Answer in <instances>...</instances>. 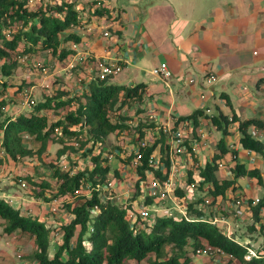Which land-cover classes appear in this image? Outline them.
<instances>
[{"label": "trees", "instance_id": "obj_1", "mask_svg": "<svg viewBox=\"0 0 264 264\" xmlns=\"http://www.w3.org/2000/svg\"><path fill=\"white\" fill-rule=\"evenodd\" d=\"M80 1L0 0V75L9 76L19 65L20 58L24 59L35 52L48 51L49 55L59 62L74 53L68 44H78L81 41L79 29L85 23L84 16L87 20L90 16L99 18L108 13L105 6H96L95 0L94 3L83 0L85 4L79 9ZM7 88L8 84L1 80L0 164L3 159L13 161L34 154L39 156L45 151L48 142L62 143L65 137L81 138L79 148L88 147L90 143L91 147L82 152L85 155L108 134L120 132L128 127L126 116L118 115L113 120L111 113H120L131 101L140 103L145 84H118L91 76L85 81L80 93L70 94L68 90H58L59 88L55 87L53 95L41 96L31 104L32 109L15 116L9 114L5 108L7 104L4 94ZM62 108L65 110L62 117L53 121H49L44 112ZM201 113L202 110L198 109L189 115L178 117L174 127L179 121L192 119L194 133ZM209 120L215 129L220 131L221 136L216 141L215 151L209 159L202 165L196 164L193 168L186 169V184H194L200 190H203L204 184L207 185L211 203L217 198H222L228 190L234 191L237 188L236 178L239 176L252 177L257 184L264 187L260 170L255 167L245 168L237 161L235 151L231 152V177H219L217 174L218 161L229 151L225 137L230 133V124L236 123L239 147L262 152L264 143L253 137L249 128L262 127L263 122L256 118L240 119L234 112L230 116L218 112L210 116ZM155 128L153 121L138 123V135L135 137L139 141L137 152H130L125 158V161L130 162L138 154L139 164L134 170L136 191L133 199L140 193L139 181L145 177L147 170L152 169L148 164L150 156H155L159 163L163 162L166 171L169 167L170 143L162 129ZM144 129L154 131L152 133L157 136L152 142L141 145ZM25 136L32 137L38 147L33 149L27 146L24 143ZM67 148L70 147L64 145L58 148L57 157L64 154ZM186 149L192 153L191 146L187 145ZM102 155V152L98 151L90 156L92 166L83 170L73 173L58 167L52 170V177L56 182L52 197L63 201L62 207L66 208L70 215L67 222L60 224L61 242L55 245L53 250L50 248L49 225L37 215L24 213L18 207L12 206L4 196H0V219L3 221L4 233L20 231L28 234L34 244L32 258L35 264H122L125 260L139 264L149 258L150 254H153L150 264H189L191 258L186 248L189 247L194 254L204 243L228 255L230 258L225 264H232L233 261L237 264H264V254L261 252L256 251L255 255L245 257L249 254L251 239L242 242L237 236L222 231L219 224L211 223L213 212L204 209L203 197L186 201L184 213L155 215L149 226H141V222H129V203L102 200L95 189H91L87 196L76 194L77 189L83 188L82 184L92 188L106 178L110 167ZM154 172L159 176L162 174L160 170ZM112 173L116 175L118 172L113 169ZM25 177L32 183L36 198L45 196L44 189L51 187L45 180L37 183L33 177ZM174 193L182 199L185 191L175 189ZM69 196L79 197V202L67 201ZM153 201L150 196L144 199L146 205ZM95 205L97 210L93 211ZM263 210L264 194L255 204H249L247 230H256L259 233L264 224L260 222ZM247 237L254 238L252 235Z\"/></svg>", "mask_w": 264, "mask_h": 264}, {"label": "crops", "instance_id": "obj_2", "mask_svg": "<svg viewBox=\"0 0 264 264\" xmlns=\"http://www.w3.org/2000/svg\"><path fill=\"white\" fill-rule=\"evenodd\" d=\"M85 1L94 3V0ZM142 1L132 0L133 8L127 12L121 7L120 0H98L108 13L99 18L90 16L87 20L84 16L85 23L79 29L81 41L76 51L88 50L97 57L116 58L122 67L130 64L140 68V60L145 56L157 60L154 67L165 62L170 76H158L159 82L144 83L139 103L141 111L135 116L144 122L148 114L153 113L152 120L159 128L172 126L178 117L202 110L197 127L206 130L207 136L198 143L192 159L174 156L178 174L184 176L187 168L202 165L212 156L221 133L211 125L209 118L218 112L227 116L234 112L240 119L261 120L262 127L251 126L249 131L255 130L254 137L264 143V0H207L206 4L204 0H167L166 6L156 7L148 1L151 4L149 9ZM93 24L95 28L90 33L88 27ZM104 29L109 31L106 37L100 34ZM68 46L72 47L71 43ZM69 61L74 63L73 67L68 66ZM60 63L64 64L61 68L69 75V81L65 82L68 87L61 86L62 89L70 94L80 93L85 81L93 76L92 64L75 62L72 55ZM71 72L84 81H81L80 90H76L77 83L74 84ZM10 114L15 116L17 112ZM236 127V123L230 124L226 143H234L237 161L245 168H258L264 181V150L249 152L239 147ZM221 160L225 165L217 174L230 178L229 166L233 161L229 153ZM236 183L234 191L228 190L208 207L202 205L211 210L213 216L226 218V227L232 235L247 219V214L237 218L232 215V198L259 196L256 194L258 189H263L264 193V187L252 177L239 176ZM203 187L202 194L194 190L186 192L184 203L199 197L211 200L207 185ZM7 193L13 195V187L8 190L0 187V196ZM25 203H22V210ZM24 213L35 215L29 210ZM201 261V264L210 263L206 258Z\"/></svg>", "mask_w": 264, "mask_h": 264}, {"label": "rangeland", "instance_id": "obj_3", "mask_svg": "<svg viewBox=\"0 0 264 264\" xmlns=\"http://www.w3.org/2000/svg\"><path fill=\"white\" fill-rule=\"evenodd\" d=\"M49 1L55 2L56 0ZM148 1L154 3L155 7L159 5L166 6V4H168L167 0H143L141 3L146 2L147 4L143 5L148 9L149 7H151V4L148 3ZM204 1L205 4L208 2L207 0ZM120 2L122 3L121 7L125 8L127 12L131 11V9L133 8L132 0H120ZM84 4L85 1L81 0L78 4V8L81 9V5ZM120 5L121 4H119V6ZM139 6H141V4ZM156 62L154 57L151 56V58H149L148 56H145L140 60V68H135L134 66L127 64L122 67L120 72L111 76L109 78V81L112 83H120L125 85H130V83L135 84L139 82H143L146 84H151L155 81L159 82L158 75L152 73V68L154 67ZM63 66L64 64L60 63L58 60H54L49 55L48 51H39L31 55L29 54L27 57H24V59L20 58L19 65L9 76L0 75V81L3 80L8 84L7 91L4 94L5 102L6 104H8V108L6 109L7 112H9V114L15 113V111L17 113H20V111L22 110H25L27 112L32 109L33 105H29L28 102H26L25 96L23 94L24 91L28 90L30 92V98H33L36 102L41 98V96L53 95L55 93V87H57V89L59 88L58 90H65L62 89L61 86H66L65 82L69 81V75L67 74V72H65V70L61 68ZM71 73V76H74L72 77L73 82H75L74 84L77 83L76 90H80L81 85L84 81L81 80V77L74 75L75 73ZM45 84H48V86H45ZM74 84L72 83L71 88L74 87ZM18 88L20 89L18 90ZM148 95L149 92H147V96ZM71 106H73V104H71ZM64 111V108L59 110H44V112L48 116L49 121H53L56 118L62 117ZM139 111H141L139 103L131 101L127 106L121 109L120 113L112 112L111 119L113 120L116 119L118 115L126 116L128 118L126 120L128 127L120 132L108 134L102 142L96 144L92 151L86 152L85 155H83L82 152L91 147L90 143L88 147L86 146L85 148H79V140H81V138L76 139L74 137H65L62 143L48 142L45 151L39 156L34 154L32 156L17 158L13 161H7L6 159H3V162L0 164V187L5 188V190L13 187V195H8V193L4 195L6 200L12 206H17L18 208H20V210L23 212H27L29 210V212L37 215L41 220H44L46 224L49 225V228H51L50 248L52 250L54 249L55 245L61 242L62 232L60 229V224L64 221L67 222L70 217L69 211H67L66 208L62 207L63 201L61 202L59 201V198L52 197L54 194V185L56 184L55 178L52 177V170L54 169V167H58L60 170L73 173L78 170H83L84 168H89L92 166L90 156L100 151L103 155L109 156L108 163L110 164L109 166L111 167V169H113L114 167H118V173L116 175L113 174V176L121 179L122 193H117V196L121 197L125 195V190L129 189L131 184H133L132 180L134 179L135 175L134 172L129 169H123L122 166H127V163L122 160H124V158L130 153V151L133 152L132 147L137 143V140L135 138L136 135H138L136 125L138 123H141V121H139L135 115ZM147 119L148 118H145L144 122H149ZM156 136V134L152 133V130L144 131V136L142 139L147 140L148 142H152L156 138ZM24 143L33 149L38 147V143H36L32 137L25 136ZM64 145L69 146L70 148H67L65 150V153L60 157H57V149ZM116 149L125 150V157H120L119 155L114 153V151H117ZM120 160L121 162L119 166L118 161ZM222 168H218L217 173ZM120 171H123L124 176L120 174ZM125 171H128V173H125ZM26 175L29 177H33L37 183L41 182V180H45L51 185L50 188L44 189L43 192L45 196H39L38 198L35 197L34 190L32 189L33 185L26 179ZM85 187V184H83V188L81 190L82 193L86 192L87 189ZM186 188L184 187V189H182L181 187H179L177 189L183 190L187 193H191L192 190H194L197 192V194H202V190L198 189L197 187L191 190L189 188ZM37 189L39 190V186ZM133 191H136V189L132 188L127 193L129 194L127 199L130 201L133 200ZM256 194H258L259 196L257 197L260 198V196L264 194L263 189H258L256 191ZM186 195L187 194H184L183 199L179 203H181L182 201L184 203V197ZM46 198L50 199L45 200ZM78 199L79 197L71 198V196H69L67 201L72 200L75 203L79 202ZM27 201L29 205L25 203ZM172 201L173 200L171 198H167L162 201L154 200L153 203L149 205V208L152 210L153 217L155 215L180 213L176 208L180 204L176 205L175 203L177 202ZM21 202L25 203V209L23 210ZM202 202L205 203L204 200ZM210 204L211 201L209 203H206V206L208 207V205ZM52 206L55 207L54 212L51 211ZM260 222L264 223V210ZM2 223L3 221L0 219V264H35V261L32 258V252L34 249L32 238L28 234L20 231H15L11 234L4 233ZM242 223L243 225L236 227V229L234 228V236H237L238 240L242 242L251 239L252 242L250 249L252 252H250L249 255L254 252L256 253V251L264 254V224L263 228L258 233L256 230H247V219ZM258 225L259 223L256 224L257 228ZM249 235H252L254 238H248L247 236ZM186 249L190 254V258L193 264H201L202 258H206L212 264H225L226 260L230 258L228 255L216 251L209 254L195 255V253H191L189 247H187ZM152 258L153 254H150L149 258L140 261L139 264H150V260ZM122 264H136V262L125 260V262H123ZM232 264L237 263L233 261Z\"/></svg>", "mask_w": 264, "mask_h": 264}, {"label": "built area", "instance_id": "obj_4", "mask_svg": "<svg viewBox=\"0 0 264 264\" xmlns=\"http://www.w3.org/2000/svg\"><path fill=\"white\" fill-rule=\"evenodd\" d=\"M95 28V24L90 25L88 27V31L92 33L93 29ZM100 34L103 37L108 36L109 31L106 29L100 30ZM77 44L72 43V47L76 48ZM74 61L79 62H90L93 66V76L98 79H109L111 76L117 74L122 69V63L120 60L116 58H107L104 56L97 57L92 52L85 50V51H76L74 56ZM69 67H73L74 63L72 61L68 62ZM152 73L155 75H158L161 78H168L170 76V71L167 68L165 62H160L158 66H155L152 68ZM44 85V84H43ZM45 86H48V84H45ZM26 102L28 104H32L34 100L30 98L29 94L30 92L24 91L23 92ZM153 113H149L148 117L149 119H152ZM56 129V128H55ZM162 131L165 133V136H167V141L170 143V154H169V167L166 171L165 165L163 162H158L157 158L155 156H150L148 158V164L152 166V169H149L145 172V177L139 181V190L140 193L132 200H128L129 194L128 191L132 188H135L134 182L136 180V176H134V179L132 180V183L129 189L125 190V195L118 197L117 193H122L121 187H122V181L120 178H117L113 176L111 167L108 175L106 178L99 183H96L94 187H89L86 185V192L82 193V187L77 189L75 192L76 194H85L86 196L90 194L91 189H95L99 192V196L102 200L107 199L110 201H114L117 203H123L127 204L129 203L131 208L128 209L127 218L130 223L138 224L139 222L142 223L141 226L147 225L149 226L153 219L152 210L149 208V205H146L144 203V199L146 196L152 197L153 200H165L167 198H171L172 202L180 204L176 208L179 210L180 213L185 212V204L183 201L179 203L182 199L178 198L177 195L174 193L175 189L181 187L182 189L187 187L186 189H194V184L187 185L185 182V177L183 178V175L180 176L178 174V167L175 164L174 156L181 155L182 157H185L186 159H192L193 158V152L198 147V143L205 139L207 136L206 130H203L201 127L196 129V133H192V121L191 120H182L179 121L176 127L173 126H162ZM250 134L252 136H255V130H251ZM185 141L187 143H185ZM201 141V142H202ZM146 141H140V144H145ZM191 146L192 153L187 151L186 147ZM134 152H137L138 144L133 145ZM132 147V148H133ZM228 147V153L231 157L232 151H237V146H235L234 143L227 144ZM247 151L250 152V150L247 149ZM125 150H117L114 151L117 155L120 157H125L124 154ZM235 156V155H233ZM107 160V164L109 160V156H104ZM127 163V166H122L123 169L131 170L134 172L136 165L139 164L138 160V154L133 157V159L130 162ZM118 165L120 166V161L118 162ZM218 168H222L225 165V162L222 160L218 161ZM116 168V167H115ZM118 169V167L116 168ZM155 170L161 171V176L155 174ZM124 171V170H123ZM123 171H120V174L124 176ZM125 173H128V171H125ZM182 179V180H181ZM83 185V184H82ZM186 185V186H185ZM124 193V192H123ZM134 193V191H133ZM126 197V198H125ZM127 199V200H126ZM60 201V200H59ZM205 204L210 201L209 197L205 198ZM258 201V197H245V196H234L231 200V206L232 208V215L237 217H242L249 211V204H255ZM97 210V206L95 205L93 207V211ZM51 211H55V207H51ZM226 218L224 217H212L211 222L212 223H222L223 225L226 223ZM226 225V224H225ZM225 228L228 231V226ZM220 252L219 249H216L206 243L203 244L202 247H199L196 249V254H209L211 252ZM249 252H252L249 250ZM252 255H255V252L252 253ZM250 256L247 255L246 258H249Z\"/></svg>", "mask_w": 264, "mask_h": 264}, {"label": "clouds", "instance_id": "obj_5", "mask_svg": "<svg viewBox=\"0 0 264 264\" xmlns=\"http://www.w3.org/2000/svg\"><path fill=\"white\" fill-rule=\"evenodd\" d=\"M95 5L96 6H100L101 4H99L98 3V0L96 1V3H95ZM105 6V5H104ZM105 15V14H104ZM71 45H72V43H71ZM78 45V44H77ZM70 47V46H69ZM70 48H72L73 50H74V53H72L71 55L74 57L75 56V53H76V48H73V47H70ZM77 51H80V50H77ZM109 80V79H108ZM33 99V98H32ZM34 100V99H33ZM31 105V104H30ZM230 118V117H229ZM149 122L150 121H153L152 119H149V117H148V119H147ZM184 120H191L192 121V119H184ZM210 122V121H209ZM193 124V123H192ZM212 125V124H211ZM173 127H174V124L172 125ZM193 127V126H192ZM197 127V126H196ZM157 128V127H156ZM160 129H161V127H159ZM158 129V128H157ZM156 129V130H157ZM144 131H149L148 129H144ZM153 133H154V131H152ZM192 133H193V131H192ZM195 133V132H194ZM193 133V134H194ZM137 136V135H136ZM254 137V136H253ZM143 141H146V142H148L147 140H144V139H142ZM142 140H140V141H142ZM139 141H137V143L136 144H139L138 143ZM228 148V147H227ZM133 149V151H134V147L132 148ZM119 150H121V149H119ZM251 151V150H250ZM131 152V151H130ZM129 155V154H128ZM127 155V156H128ZM103 156H105V155H103ZM126 156V157H127ZM125 157V158H126ZM125 158H124V160H122V161H124V162H127V161H125ZM106 159V158H105ZM119 162V161H118ZM120 162H121V160H120ZM106 163H107V160H106ZM117 168V167H116ZM115 167L113 168V169H116ZM117 170V169H116ZM118 171V170H117ZM134 175H135V172H134ZM136 176V175H135ZM135 192V191H134ZM186 193V192H185ZM134 194V193H133ZM204 200H205V198H204ZM211 201V200H210ZM209 203V202H208ZM202 205H206L205 203H203ZM20 209V208H19ZM213 217H215V216H213ZM217 217V216H216ZM212 223V222H211ZM214 224H219L220 225V229L222 230V231H224L226 234H229V235H231L232 234V232L231 231H229V229H228V231H227V229L225 228V224L223 225L222 223H220V222H218V223H214ZM234 235V234H233ZM216 249H218V248H216ZM251 250V249H250ZM195 253V255H197L196 254V252H194ZM219 253H222L221 251L219 252ZM250 253V252H249ZM222 254H224V253H222ZM226 255V254H225ZM249 255V254H248ZM250 255H252V254H250ZM249 255V256H250ZM247 256V255H246ZM245 256V257H246Z\"/></svg>", "mask_w": 264, "mask_h": 264}]
</instances>
